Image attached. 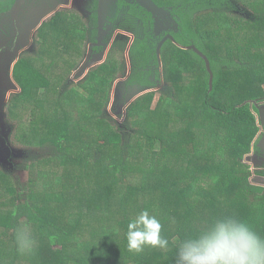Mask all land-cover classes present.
Wrapping results in <instances>:
<instances>
[{
  "label": "trees",
  "instance_id": "16d2710c",
  "mask_svg": "<svg viewBox=\"0 0 264 264\" xmlns=\"http://www.w3.org/2000/svg\"><path fill=\"white\" fill-rule=\"evenodd\" d=\"M153 1L170 9L176 28L155 33L156 18L151 11L119 0L112 15H104L103 44L108 45L118 28L136 35L130 50L133 73L119 87L131 97L158 86V45L166 35L174 37L177 43L168 38L161 47L166 85L157 108L150 109L157 91H149L130 104L122 122L107 113L114 82L126 74L124 55L130 39L122 34L114 39L106 61L92 67L78 82L80 91L68 87L64 73L73 70L68 66L78 63L83 46L98 41L97 0L89 24L79 25L76 17L65 18L60 12L53 14L39 28L42 40L36 52L24 53L16 62L14 78L21 90L13 95L8 107L13 118L28 122L27 129L20 127L15 133L23 143L21 168L28 170L51 159L65 167L69 175L78 170L81 176L95 178L101 187L81 190L82 196L96 200L113 226L98 232L104 238L96 231L88 241L74 240L77 237L73 238L71 231L78 227V217L71 215L66 224L65 217L63 220L55 215L58 221L53 215L67 201L64 192L55 190L50 181L21 183L12 173L0 172V176L16 183L3 180L13 207H0V264H17L25 254L38 259L34 264H174L178 244L205 228L202 223L197 225L192 215L200 221L206 214V225L215 218L235 216L264 236V186L250 181L251 166L244 162L253 145L258 149L255 137L260 127L251 101H264V49L256 51V43L224 42L222 36L223 31L245 24L263 26L264 12L253 19L245 13L247 10L233 15L229 10L232 0ZM242 1L264 5V0ZM120 9L125 13L116 18ZM208 9L207 17L215 26L206 29L201 15ZM8 12L4 13L11 18ZM250 30L247 40L249 36L250 40L261 37L257 29ZM189 46L200 52L186 48ZM59 48L65 49L66 61L52 73L54 68L49 66H55L54 54ZM103 48L93 47L100 53ZM187 75H199L204 87L201 94L190 93L181 100L184 91L195 88L194 83H185ZM50 94H55L54 100ZM117 105L115 99L113 106ZM194 149L196 156L191 154ZM205 151L206 162L198 166ZM173 159L181 160L178 167ZM171 167L173 173L168 180L164 174ZM138 173L141 176L136 178ZM50 174L41 171L39 176L48 179ZM54 178L57 183L62 180L60 176ZM136 191L147 197L144 210L154 207L157 197L164 208L173 200L182 206L174 211V216H180H175L170 233L162 224L161 236L168 240L167 248L145 246L139 253L128 251L127 223L141 212L138 208L133 217L130 214ZM25 227L37 240L31 252L20 251L16 242L17 231Z\"/></svg>",
  "mask_w": 264,
  "mask_h": 264
},
{
  "label": "rangeland",
  "instance_id": "374dc122",
  "mask_svg": "<svg viewBox=\"0 0 264 264\" xmlns=\"http://www.w3.org/2000/svg\"><path fill=\"white\" fill-rule=\"evenodd\" d=\"M119 0H97V15L98 20L97 22V31L100 30V27L102 29V32L100 34L99 38L100 41H98L97 45L102 44V40L105 37V34L103 32V19L104 15L111 16V10L117 5ZM129 3H137L140 5L142 4V0H124ZM233 7H230L229 10L231 14H242V12L245 13L248 12L250 17L257 18L261 12H264V5H260L255 3H249L248 1H242V0H232ZM20 4H18L13 9V15L8 13H0V19L3 22V32H0V172H10L12 173L16 178L19 179L21 183H24L29 180H36L39 183H44L50 181L49 183L54 184L53 187L57 191H62L65 193L67 201L63 203L60 207H58L54 211V217L56 220L59 221L58 216L65 217V222L67 223L68 218L72 215L73 217H80L79 225L73 232L71 231V235L74 238L76 236L77 238H74V240H89L91 238V235L97 231L103 232L102 230H108L113 226V222L109 220V216L101 211L97 203L94 201V199H88L85 200L84 196H82L81 190H94L96 191L101 185L98 183V181L95 178H86L84 176H81L77 172H74L72 175H69L66 171V168L61 166L57 160H51L46 159L43 162H40L38 165L35 164L33 168H29L28 170H24L21 168L22 166V159L24 157V154H22L23 150H21V145L23 143L21 140H19V136L15 135L16 129L20 127L22 129H27V120L22 121L19 118H13L10 110V107H8V103L13 99V95L15 93H18L19 90H21L19 87H16L14 78L12 76V65L17 60L18 57H20L22 54H31L35 53V48L38 45V42L42 40L41 34L39 31L40 26L46 21L45 18L48 16L50 18L55 13H62V15L65 18L70 17H76L77 24H89L90 20L92 19V12L94 9L92 8V5L94 3V0H20ZM124 8V7H123ZM204 8V7H202ZM211 9H208L204 11V13L201 15L202 18V26L206 29L212 28L215 26V23L213 21H210V19L207 17V13H210ZM123 13L125 11L123 9H120L116 18H122ZM131 17V14H125ZM156 18V26H155V33L158 34L164 33V31H169L173 28H176V22L174 21V18L172 16V13L170 12V9L168 8H161L159 12L154 13ZM50 16V17H49ZM102 21L100 22V20ZM45 20V21H44ZM70 20L68 21L67 27L69 25ZM129 23V21H127ZM9 23V24H8ZM1 25V21H0ZM2 26V25H1ZM9 26V27H8ZM64 27V26H63ZM64 27V28H65ZM94 29V27H92ZM251 28L257 29L258 33H261V37L257 40H247L245 37L252 33ZM6 30V31H5ZM250 30V33H249ZM118 34H122L123 36H127L129 40V45L126 48L125 51V59L127 62V72L125 74V77L119 76L118 79L114 82L113 88L111 90V101L108 106L107 113H109L116 122L119 120L122 122L126 116L127 108L130 106V104L133 103L135 99L138 98V96L145 94L149 91H157L154 92L153 99L150 103V109L157 108L158 105H160L159 99L161 98L160 95L165 89V81L163 78V75L160 76V80L158 81V86L155 88L146 89L143 92H139L134 94L130 97V94H123L122 89L119 88L121 86V83L127 80L130 75L133 73V67H132V60L130 57V47L136 40V35L133 32L127 31L125 29H116L112 38L110 39L108 45H102L103 54L100 52H96L93 49L94 43L88 42L86 46H83V52H86L85 56H80L79 59L80 63L76 67L77 69H73L72 71H67L64 73L65 80H69L68 87L69 88H76L77 91H80V86L78 82L88 73V71L94 67L97 64H100L105 61V58L109 52V49L112 47L114 39L118 36ZM259 35V36H260ZM59 36V35H58ZM91 37V34H89ZM222 36L225 39H230L232 43L235 42H241L243 44H250L256 43L255 50H261L264 49V25H244L240 29H231L230 31H223ZM51 39H47L49 42ZM61 40V39H60ZM131 45V46H130ZM252 48V46H251ZM21 52V53H20ZM158 58L159 53L157 51ZM101 56V58H99ZM99 58V59H97ZM78 59V60H79ZM86 62V63H85ZM85 63L84 67H82V64ZM62 67V66H61ZM159 67L160 71L162 68V62L159 59ZM57 66L54 67V70H52V73L56 72ZM157 81V79L155 80ZM185 83L188 85L193 84L195 88L189 92L184 91L181 100L187 99V97L190 95V93L193 94V96H197L201 94L203 91V83L201 80V77L199 75H188L186 77ZM264 90V86L261 87ZM50 98L54 100L55 94H50ZM118 103L117 106H113L115 103ZM121 100V104L120 101ZM252 103H256L253 101ZM129 104V105H128ZM128 105V107H126ZM126 107V109H125ZM122 113V117L119 116V114ZM28 114V113H27ZM26 115V113H25ZM24 116V115H23ZM26 118H29L27 116ZM259 126V125H258ZM258 134V133H257ZM257 136V135H256ZM256 139V137H255ZM199 144L198 146L202 145L201 141L197 140L196 142ZM258 146V142H257ZM203 147V145H202ZM26 151V150H25ZM259 151V150H258ZM255 150V153L253 155L252 151L248 154H245L244 156V162L247 164V161H253L256 164H260L262 159V153ZM192 155H197V151L194 149L191 153ZM247 155H250L247 157ZM182 158V156L180 155ZM181 160L173 159L172 163L175 164L176 167L180 165ZM206 162V151L201 155V158L197 162L198 166H202ZM250 165V164H248ZM70 168V167H69ZM72 168V167H71ZM78 169V168H75ZM251 171V177H252V168L250 167ZM51 172L48 179H43L39 176L40 172ZM168 171V170H167ZM173 173L172 167L169 169V172H166L164 175L166 179H170L171 175ZM55 176H60L62 178L61 182L57 183ZM141 175L138 173L136 178H139ZM250 177V181L255 184H264L263 181L254 180L253 177ZM12 178V176H11ZM7 180V182L15 183V180L8 179L7 177L0 176V207L3 206L4 209H8L13 207V200L12 197L8 196L5 192L6 185L3 184V180ZM134 181V179L132 180ZM137 181H134L133 184H136ZM16 184V183H15ZM81 186V187H80ZM35 188V187H34ZM81 192V193H80ZM159 192V191H158ZM137 193V194H136ZM134 193L133 197H135L136 202L133 203L134 206L130 207V214L133 217L135 215V212L138 210V208L142 210L147 201V197L145 195H139L138 191ZM156 194V193H155ZM158 194V193H157ZM157 194L155 196H157ZM161 194V192H159ZM158 194V195H159ZM88 195H91L89 193ZM78 196V197H77ZM82 196V198H80ZM159 197L155 199L154 207H149V213L151 215H155L157 218H159L161 224H163L166 228V232L170 233V227L175 226L176 217L174 216V211L177 209H181V205L174 204L177 201L173 200L169 204L167 208L163 207V204L159 203ZM180 206V207H178ZM62 208V209H61ZM59 209V210H58ZM136 210V211H135ZM185 212H183L184 214ZM58 215V216H55ZM180 216V215H179ZM179 216H177L179 218ZM121 218V216L119 217ZM118 218V219H119ZM174 219V222H173ZM192 220L196 223L203 224L204 227H206V214L202 217V219L199 221L197 220V217H194L192 215ZM65 224V223H64ZM67 229H70L69 226H65ZM96 234V237H97ZM101 238H104L103 236L99 235ZM35 244L37 245V240H35ZM101 246V245H99ZM19 263L17 264H34L38 259L30 258L28 255H21L18 259Z\"/></svg>",
  "mask_w": 264,
  "mask_h": 264
},
{
  "label": "clouds",
  "instance_id": "9594fccd",
  "mask_svg": "<svg viewBox=\"0 0 264 264\" xmlns=\"http://www.w3.org/2000/svg\"><path fill=\"white\" fill-rule=\"evenodd\" d=\"M161 228L155 215L142 210L127 223L128 251L139 253L145 246L167 248L169 242L161 236ZM114 230L118 232L119 228ZM16 242L22 252L35 247L27 227L17 231ZM174 264H264V236L235 216L215 218L178 244Z\"/></svg>",
  "mask_w": 264,
  "mask_h": 264
},
{
  "label": "crops",
  "instance_id": "0c3cea01",
  "mask_svg": "<svg viewBox=\"0 0 264 264\" xmlns=\"http://www.w3.org/2000/svg\"><path fill=\"white\" fill-rule=\"evenodd\" d=\"M20 0H16V1H14V2H16L14 5H13V3L8 7V9H7V11L6 12H8V11H10L11 12V14L13 15V9L18 5V4H20V2H19ZM9 13V12H8ZM204 13V12H203ZM50 17V16H49ZM48 19V16L45 18V20H47ZM44 20V21H45ZM3 28H4V26L2 25V26H0V32L2 33L3 32ZM100 34H101V31L100 30H98V38H101L100 37ZM168 35H171V34H168ZM167 36V35H166ZM165 36V37H166ZM94 45H96L97 46V43H94ZM94 47V46H93ZM62 49H64V48H59L56 52H55V54H54V59H53V61H55V66H63L64 64H65V61H66V57H65V51H64V53L62 52ZM65 50V49H64ZM109 51H110V49H109ZM35 52H36V49H35ZM21 53V52H20ZM85 53V52H84ZM109 53V52H108ZM31 54H33V53H31ZM102 54H103V52H102ZM108 55V54H107ZM22 56V55H21ZM20 56V57H21ZM84 56V55H83ZM20 57H18L17 58V60L14 62V64L12 65V76H13V78H14V66H15V64H16V62L19 60V58ZM99 58H101V56L99 57ZM99 58H97V59H99ZM106 58H107V56H106ZM106 58H105V61H106ZM160 58H161V51H160ZM80 60H81V58L78 60V63L77 64H70L68 67H72V69H77L76 67L79 65V63H80ZM161 62H162V60H161ZM86 63V62H85ZM85 63H83L82 64V67L81 68H83L84 67V65H85ZM103 63V62H102ZM98 65V64H97ZM54 65H53V63H50V68L51 69H53L54 67H55ZM96 66V65H95ZM50 69V70H51ZM160 73H161V75H163V71H162V68H161V71H160ZM14 81H15V83L17 84V87H19L20 89H21V87H20V85L16 82V80H15V78H14ZM264 86V85H263ZM20 91V90H19ZM253 101H251V104H254V103H252ZM255 106H256V108L255 109H253L254 110V113H255V115H256V118H257V124L259 125V127H260V130L258 131V134H256L257 136H256V139H257V137H258V149H259V151L262 153V159H261V162H260V164H256L254 161H253V159H252V161H247V163L248 164H250V166H251V168H252V177H253V179L256 181V180H259V181H263L264 182V101H261V102H256L255 103ZM255 139V140H256ZM254 140V141H255ZM254 143V142H253ZM253 143H252V145H253ZM258 149H257V151H258ZM258 151V152H259ZM255 153V146L253 145L252 146V154L251 155H253ZM250 155H247V157H249ZM260 172H262V173H260ZM251 177V178H252ZM258 185V184H257ZM259 185H261V186H264V184H259Z\"/></svg>",
  "mask_w": 264,
  "mask_h": 264
},
{
  "label": "water",
  "instance_id": "95a60500",
  "mask_svg": "<svg viewBox=\"0 0 264 264\" xmlns=\"http://www.w3.org/2000/svg\"><path fill=\"white\" fill-rule=\"evenodd\" d=\"M141 1V0H140ZM142 5L143 7H145L147 10L151 11L153 14L156 13V12H159L161 8L163 7H159L158 5H156L154 3L153 0H142ZM170 38L171 40H173L174 42H176V40L174 39V37L172 35H167L164 39H162V41L160 42V44L158 45V53H159V59L161 61V58H160V51H161V47L163 45V43L168 39ZM177 43V42H176ZM186 48H192V49H196L195 46H189V47H186ZM197 50V49H196ZM198 52H200L199 50H197ZM202 54V53H201ZM203 55V54H202ZM209 65V64H208ZM16 84V83H15ZM16 87H17V84H16ZM129 105V104H128ZM128 105L126 107H128ZM125 107V109H126Z\"/></svg>",
  "mask_w": 264,
  "mask_h": 264
},
{
  "label": "flooded vegetation",
  "instance_id": "af4514ba",
  "mask_svg": "<svg viewBox=\"0 0 264 264\" xmlns=\"http://www.w3.org/2000/svg\"><path fill=\"white\" fill-rule=\"evenodd\" d=\"M13 1L14 0H10V2L11 3H9L8 5H7V3L6 2H2V0H0V13H4L5 11H7V9H8V7L10 6V4H12L13 3ZM100 20V19H99ZM0 21H1V25H3V22H2V20L0 19ZM102 21V19L100 20V22ZM99 22V21H98ZM9 24V23H8ZM0 25V26H1ZM9 27V26H8ZM100 31L102 32V29H101V27H100ZM113 36V35H112ZM102 39V38H101ZM98 41H100L99 40V38H98ZM98 41L97 42H93V43H97L98 44ZM103 41V40H102ZM92 43V42H91ZM102 45H103V42H102V44L100 45H97V46H101L102 47ZM128 45H129V43H128ZM128 45H127V47H128ZM94 46H96V45H94ZM131 46V45H130ZM126 47V48H127ZM104 49H102L101 51H103ZM130 50H131V47H130ZM126 51V50H125ZM85 54H86V52L84 53V56H85ZM127 63V62H126ZM159 70H160V67H159ZM126 72H127V70H126ZM161 74V73H160ZM131 76V75H130ZM123 77H125V76H123ZM130 77H128L127 78V80L129 79ZM126 80V81H127ZM111 101V100H110ZM110 104V103H109Z\"/></svg>",
  "mask_w": 264,
  "mask_h": 264
}]
</instances>
